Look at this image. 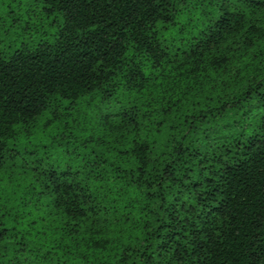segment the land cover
Returning a JSON list of instances; mask_svg holds the SVG:
<instances>
[{
  "label": "trees",
  "instance_id": "obj_1",
  "mask_svg": "<svg viewBox=\"0 0 264 264\" xmlns=\"http://www.w3.org/2000/svg\"><path fill=\"white\" fill-rule=\"evenodd\" d=\"M13 35L0 264H264V0H0Z\"/></svg>",
  "mask_w": 264,
  "mask_h": 264
},
{
  "label": "rangeland",
  "instance_id": "obj_2",
  "mask_svg": "<svg viewBox=\"0 0 264 264\" xmlns=\"http://www.w3.org/2000/svg\"><path fill=\"white\" fill-rule=\"evenodd\" d=\"M17 32L18 31H15V32H13V34H17ZM14 37H15V35H13L11 38H6V39H3L2 40V44H0L1 45V47H6L9 43H12V42H14L13 40H14ZM24 41H26V39L24 40ZM18 42H20V41H18ZM17 45V44H16Z\"/></svg>",
  "mask_w": 264,
  "mask_h": 264
}]
</instances>
